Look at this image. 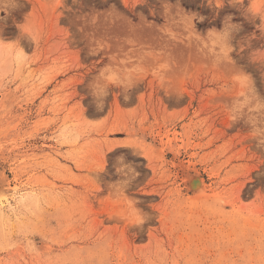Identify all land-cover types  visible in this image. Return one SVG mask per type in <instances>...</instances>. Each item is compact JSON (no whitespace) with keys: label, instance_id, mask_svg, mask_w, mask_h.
Returning <instances> with one entry per match:
<instances>
[{"label":"rangeland","instance_id":"374dc122","mask_svg":"<svg viewBox=\"0 0 264 264\" xmlns=\"http://www.w3.org/2000/svg\"><path fill=\"white\" fill-rule=\"evenodd\" d=\"M0 182V264H264V0H0Z\"/></svg>","mask_w":264,"mask_h":264},{"label":"bare ground","instance_id":"6f19581e","mask_svg":"<svg viewBox=\"0 0 264 264\" xmlns=\"http://www.w3.org/2000/svg\"><path fill=\"white\" fill-rule=\"evenodd\" d=\"M188 177H189V181L191 182V186H193L194 191H195L193 194L196 195V197H201V194L202 196H204L205 187H204L203 181H201L200 178L197 177L196 173L195 174L193 173L191 175L189 174ZM1 181L3 182V180ZM8 192H9L8 187L4 184L3 188L0 189V204H2L4 200H7L6 198H7ZM194 195H191V196L194 197Z\"/></svg>","mask_w":264,"mask_h":264}]
</instances>
